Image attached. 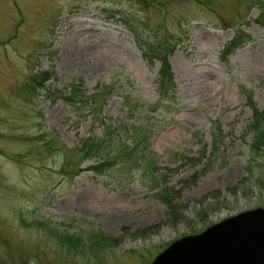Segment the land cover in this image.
<instances>
[{
    "label": "rangeland",
    "instance_id": "obj_1",
    "mask_svg": "<svg viewBox=\"0 0 264 264\" xmlns=\"http://www.w3.org/2000/svg\"><path fill=\"white\" fill-rule=\"evenodd\" d=\"M109 1L0 0V264H149L175 239L264 208V155L249 157L245 133L253 111L248 96L264 109V32L254 22L256 9L249 0H218L216 16L183 1L158 17L148 8L139 13L131 1L127 10L138 23L128 29L114 14L121 6ZM238 28L249 41L222 60L219 50ZM166 41L174 83L171 99L159 105V60L147 58ZM40 72L52 77L24 92L29 75ZM71 84H82L88 97L109 88L94 97L98 116L88 115L92 102L78 112L59 99ZM136 102L144 107H132ZM116 124L129 137L116 129L107 149L133 148L129 129L144 126L143 153L159 169H176L168 179L179 193L176 223L137 171L118 164L96 176L93 160L76 156L69 171L75 174H61L64 151L103 138L105 126ZM40 138L64 149L48 150ZM202 148L199 165L186 163ZM213 148L212 164L197 177ZM63 231L79 241L55 236ZM100 231L108 243L101 249L92 239Z\"/></svg>",
    "mask_w": 264,
    "mask_h": 264
},
{
    "label": "trees",
    "instance_id": "obj_2",
    "mask_svg": "<svg viewBox=\"0 0 264 264\" xmlns=\"http://www.w3.org/2000/svg\"><path fill=\"white\" fill-rule=\"evenodd\" d=\"M135 3L138 7H140V10L138 9L139 13H144L147 11V8L152 10L154 15H157L158 17H163V15L169 13L171 10H173V7L176 5H182L183 1H188L192 4H197V6L202 8H207L208 12L218 15L216 12V7H218V0H111L109 1L113 6L120 7L119 10L114 11V14L117 15L119 18H122L126 28H130V24H133L136 26L138 22H135L134 19L131 17V14L128 12L130 9L129 3ZM244 4V0H241ZM249 6L254 7L256 11L258 12L257 16L254 19V22L261 26L262 30L264 31V3L259 0H249ZM170 8V10L168 9ZM248 9V7H247ZM247 9H245V13ZM142 23V22H141ZM161 37L166 38L165 35H161ZM249 35L241 32L240 30L235 31L234 37L229 39L227 43L224 44L223 48L219 51V56L222 60H224L228 54H231L235 49H238V47H243L246 42L249 41ZM167 41L164 42V44L157 45V51L154 52L152 56H150L149 61L150 63L155 61L156 59L159 60L158 64V72L156 73V85L155 90L157 91L158 100L166 99L167 97L171 98V94L173 92V79L171 75V69L168 65V59L166 58V55L170 54L173 51V48L171 45H167ZM172 43V41L170 42ZM155 59V60H154ZM52 75H49L47 73H39L37 75H29V79L26 80L25 88L26 90L24 92H30L33 93L34 90H37L40 87H43L42 84L45 81H48ZM24 86V87H25ZM82 84L74 85L71 84L68 88H64V90L59 92L60 100L64 101L65 104L68 106L75 107V111H82L84 107V104H88L89 102H92L91 104L94 105V109H89L88 115H94L96 114L95 111H99L96 107L94 97H98L103 93L109 94V88L103 86L102 90L99 93H94L93 96H87L84 94L81 89ZM93 99V101H91ZM252 99L250 96H248L246 105L250 107L252 111V122L247 127L246 134L250 135V142L247 145L248 149V155L251 159H254L255 156L257 157L259 154L264 155V109L263 111H259L256 107H254V104L251 102ZM78 105V106H77ZM98 105V104H97ZM135 105V106H134ZM138 107L142 108L144 105L138 106V103L132 105V107ZM128 110L131 111L130 105L127 106ZM97 116L99 115L96 114ZM105 131L103 132V138L98 139V137L95 138H85L84 140L80 141L78 147H74V149H67L62 154L63 163L61 165V174L67 178L72 177L75 172H69L71 163L77 156V158H80L81 161L83 160H93L92 164L89 166V171L93 175H99V176H105L107 170H111L114 168V166L122 165L124 166L125 173H127L128 170L131 171H137L142 178L145 179V182L149 184L148 186L153 189V197L157 199V201L163 206L167 208V216L168 221L170 223H176L177 220L181 219L182 216L179 212L181 208L179 206H176L174 204L175 200L179 198L178 191L174 190L173 186L168 185V179L171 178V175L176 173V169H159L153 165V160L151 159V156L144 154V146L147 144V139L149 137L147 131L143 128L144 126H137V127H131L129 129L130 131V140L134 141L132 145H134L133 148L130 149V147H126L125 145H121L123 147H117L116 149H107L108 146L105 147L106 143H110L115 137L114 131L116 129H119L126 134V137L128 138L129 135L127 134L128 129H124L125 127L119 126L116 124L114 128L110 126H105ZM215 130L217 132H220L219 128L215 126ZM43 135V134H42ZM113 138L112 140H110ZM125 138L124 140H126ZM41 140H45V138H40ZM136 140V141H135ZM214 143L217 144L216 140L213 139ZM58 142V141H57ZM56 142V143H57ZM142 146L141 149H138V146ZM44 146L48 150L53 151V149H56L54 147H59L60 149H64V146L60 144L59 142L55 145L52 143H47V141H44ZM107 149V150H106ZM215 152L212 153L211 156L207 158L205 166L202 167L200 172L197 174V177L200 175H203V172H206L208 167L212 164V160L214 159V155L216 154L215 148H213ZM106 150V151H105ZM104 151V152H103ZM108 154H112L115 156L111 157L108 156ZM205 152H203V148L201 149L198 156L190 158H186V163H190L191 166H197L199 165L204 158ZM178 158H181V155L177 156ZM117 159V160H116ZM196 178V177H195ZM201 212V210H200ZM199 214V213H198ZM173 221V222H172ZM158 226H152V228H157ZM151 228V229H152ZM59 234L55 235L60 237L63 241H69L70 242H78L79 238L76 234H71L69 232H58ZM92 239H94V243L97 244L95 248H104V245H108V243L105 241L107 240L106 237L103 235L102 231L95 232L94 235H92ZM112 245L116 246L118 245L117 239H111ZM106 242V243H105Z\"/></svg>",
    "mask_w": 264,
    "mask_h": 264
},
{
    "label": "water",
    "instance_id": "obj_3",
    "mask_svg": "<svg viewBox=\"0 0 264 264\" xmlns=\"http://www.w3.org/2000/svg\"><path fill=\"white\" fill-rule=\"evenodd\" d=\"M150 264H264V208L175 239Z\"/></svg>",
    "mask_w": 264,
    "mask_h": 264
}]
</instances>
